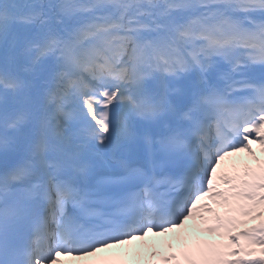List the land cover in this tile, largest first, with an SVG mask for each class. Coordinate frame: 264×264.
<instances>
[{"label":"snow or ice","instance_id":"snow-or-ice-1","mask_svg":"<svg viewBox=\"0 0 264 264\" xmlns=\"http://www.w3.org/2000/svg\"><path fill=\"white\" fill-rule=\"evenodd\" d=\"M0 60V264H264V0H0Z\"/></svg>","mask_w":264,"mask_h":264},{"label":"bare ground","instance_id":"bare-ground-1","mask_svg":"<svg viewBox=\"0 0 264 264\" xmlns=\"http://www.w3.org/2000/svg\"><path fill=\"white\" fill-rule=\"evenodd\" d=\"M170 237H161V238H154V237H150V239H159L161 241L165 240V239H170ZM202 239H205V240H211L209 237H204V236H201ZM158 251H161V249H157ZM123 251V249H114V255H118L120 254L121 252ZM100 257V254L98 255L97 254V257H92V258H86V259H73L71 257H61V260H66V262H63L62 264H92V261L98 259Z\"/></svg>","mask_w":264,"mask_h":264},{"label":"rangeland","instance_id":"rangeland-1","mask_svg":"<svg viewBox=\"0 0 264 264\" xmlns=\"http://www.w3.org/2000/svg\"><path fill=\"white\" fill-rule=\"evenodd\" d=\"M252 148L253 150L256 152L257 156H261V150L259 148V145L258 144H253L252 145ZM230 161H236V162H248V163H251L252 162V158L251 157H248V155L246 153H241L239 154L238 156L236 157H232L230 158ZM230 161H226L225 164H228ZM204 236H207V237H211L212 240L214 237L212 236H209L207 234H204ZM166 240V239H165ZM134 245H139V242H133Z\"/></svg>","mask_w":264,"mask_h":264},{"label":"trees","instance_id":"trees-1","mask_svg":"<svg viewBox=\"0 0 264 264\" xmlns=\"http://www.w3.org/2000/svg\"><path fill=\"white\" fill-rule=\"evenodd\" d=\"M246 220H247V223L252 222V221H257L256 224H258L260 222L258 219H253L252 217H247ZM256 224H255V226H256Z\"/></svg>","mask_w":264,"mask_h":264}]
</instances>
